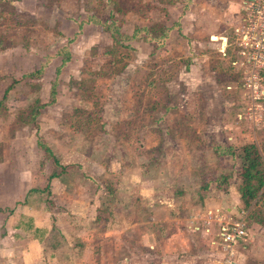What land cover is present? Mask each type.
Returning a JSON list of instances; mask_svg holds the SVG:
<instances>
[{
    "label": "rangeland",
    "instance_id": "1",
    "mask_svg": "<svg viewBox=\"0 0 264 264\" xmlns=\"http://www.w3.org/2000/svg\"><path fill=\"white\" fill-rule=\"evenodd\" d=\"M206 1L0 0V175L7 179L4 166L12 164L9 177L23 169L39 189L54 172L76 178L69 198L35 193L68 236L49 264H213L223 256L228 264H264V225L246 219L237 192L243 144L257 145L264 168V74L260 85L250 78L246 86L250 66L233 65L194 28L195 4ZM162 28L172 29L164 41L144 38ZM135 30V39L119 35ZM197 47L203 60L194 58ZM65 50L70 59L62 64ZM194 65L205 79L187 93L182 80ZM227 146L234 155L221 152ZM228 174L220 187L217 178ZM82 175L97 180L82 188ZM78 194L86 207L72 210L83 208V217L67 209ZM208 209L218 217L209 230L201 225ZM240 218L247 233L225 248L219 225Z\"/></svg>",
    "mask_w": 264,
    "mask_h": 264
},
{
    "label": "crops",
    "instance_id": "2",
    "mask_svg": "<svg viewBox=\"0 0 264 264\" xmlns=\"http://www.w3.org/2000/svg\"><path fill=\"white\" fill-rule=\"evenodd\" d=\"M244 2H246V0H207L205 3L200 5L195 4L197 7L196 9L198 10H196V13L192 15L193 20H191L194 21V28H196L195 26H199L198 32L201 36L208 33V38L210 40L209 43H213L214 45L216 43L220 49L224 46L223 41H229V39H231L230 34L236 31L235 28L239 25L241 27V18L244 14ZM185 10V12L188 11L187 9ZM199 13L200 17L198 18L196 15ZM204 16H206V18H204ZM186 18L187 16L182 13L178 16L177 20L180 21L181 26L183 21L185 22ZM204 19H207L209 24H204ZM237 33L238 32H236V35ZM199 44L201 45V43ZM193 53L195 54V60H203V56L206 55V53L198 50V47ZM201 68L202 67H198L196 65L191 66L189 68V72L186 74V77L183 78L182 83L184 87H186L187 93H192L193 88H200L201 83H203L205 78L202 74ZM209 82L211 83V81ZM59 164L62 163L59 162ZM10 166H12V164L4 166V176H8L7 179H5L3 175H0V183H4V188H0V214H4V212L8 210L7 208L13 209V211H8L5 214L6 218H3L4 221L1 223V225L4 226V230L2 228V231L0 232V264H49L52 262L55 255H57L56 251L64 248V244H66L65 239H67L68 236L65 237L62 231L53 226L52 216L54 213H51L52 211L46 207V204L43 201H35V193L40 192L41 194H48L50 192L49 198L51 199L54 197H60L59 195H63L64 198H66L65 196H68L69 198V191L72 183L74 182V177L73 175L65 173H60L52 178L46 176V179L44 178L45 180H43V183L45 182L44 187H41L38 191L35 190L34 192H30L31 188L38 187V185L33 183L34 177L23 175L22 171L24 170L21 169L16 171L17 176H10L13 178L12 182L14 184H12L9 177ZM127 171L129 172V170ZM128 172L125 171V173ZM197 174L198 172L192 176ZM93 179L97 180V177H93ZM93 179L86 175H82L78 178V183L82 184L81 187L84 188L88 182H94ZM151 179H153L152 176H149L145 177L142 181L145 182L147 191L149 189L148 186L150 185ZM27 181H29L30 184ZM26 183L28 184L27 186H25ZM8 184H11V187H8ZM45 187L47 189H45ZM119 187H121V184ZM96 192H98L97 196L101 195L100 193L103 192L100 185L96 189ZM96 192L94 191L92 196L86 193L85 196L88 199L89 197H97L94 195ZM8 198H13V204L17 201L14 207L7 200ZM80 198L81 197L78 194L77 197H75V204L70 203V205L67 206L70 214L74 212L72 210L73 207L78 205L81 206L85 203L82 202ZM84 207H86L85 204ZM82 211L83 208L80 213L78 211H75L74 213L79 215V217H83ZM89 213L90 212H88V215ZM204 220L205 216L202 218L203 224L201 223V225L206 227L204 226ZM195 221H197L195 216H191L188 220L191 225H194V230H201L200 226L195 224ZM75 228L76 227L74 225H70L72 232ZM188 228H190L189 225ZM75 244V246H83L84 239L77 238L75 240ZM162 263L173 264L170 262H161L159 264ZM83 264L88 263L85 262Z\"/></svg>",
    "mask_w": 264,
    "mask_h": 264
},
{
    "label": "built area",
    "instance_id": "3",
    "mask_svg": "<svg viewBox=\"0 0 264 264\" xmlns=\"http://www.w3.org/2000/svg\"><path fill=\"white\" fill-rule=\"evenodd\" d=\"M243 12L236 41H225V45L219 52L224 57H230L233 65L243 60L250 66L243 79L244 84L249 87L250 83L247 80L250 78L253 83L257 82L260 85L261 72L264 69V0H246ZM206 213L204 224L209 230L213 220L218 218H214L210 209ZM245 224L244 219L240 218L219 225L217 237L225 248L244 238L247 233ZM213 264H228V259L223 256L215 260Z\"/></svg>",
    "mask_w": 264,
    "mask_h": 264
},
{
    "label": "trees",
    "instance_id": "4",
    "mask_svg": "<svg viewBox=\"0 0 264 264\" xmlns=\"http://www.w3.org/2000/svg\"><path fill=\"white\" fill-rule=\"evenodd\" d=\"M185 7V6H184ZM185 9V8H184ZM177 28L180 27L179 22L176 23ZM81 27V25H80ZM148 31V30H146ZM172 29L169 28H162L160 34L158 35H151L150 32H147L145 35V39L148 41H164L170 36ZM168 32V33H167ZM110 33L115 35V33H118V31L110 30ZM136 30L131 35H125L120 34V37H124L125 39H135L136 38ZM58 54L62 53L60 51H57ZM65 56L62 57L61 63H66L70 59V53L65 50ZM63 55V54H62ZM40 70L32 71L29 74L38 73ZM264 74V70L262 71ZM28 75V74H27ZM11 85L7 86L4 89L3 98H6L8 91L10 90ZM55 101V93L54 89H52V95L49 103H52ZM3 103V101H0V105ZM34 114L37 113L39 110V106L34 107ZM33 114V119H34ZM37 145L44 150V152L50 156L53 157V160L55 161V164H59L58 159L54 156L51 148L40 138L37 137ZM220 148V147H219ZM218 148V149H219ZM222 153H226L229 155H234L232 148L230 146L220 148ZM242 157L243 162L241 165V171H240V180L237 187V191L239 193V199L241 203L243 204V208L248 211L246 215V219L250 222H254L260 225H264V168H263V158L260 153V150L258 149L257 145L253 142H247L242 145ZM63 170V169H62ZM59 175V172H54L50 174V178L55 177ZM231 177L230 174L220 176L217 178L218 185L224 186L226 185V181ZM47 187V186H46ZM38 187L31 188L30 191H38ZM98 219V217H97ZM245 221L246 224L249 222Z\"/></svg>",
    "mask_w": 264,
    "mask_h": 264
}]
</instances>
